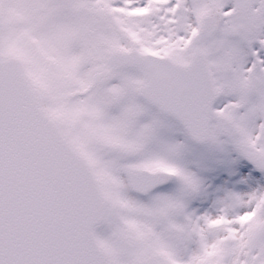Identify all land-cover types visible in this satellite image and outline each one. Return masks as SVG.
I'll list each match as a JSON object with an SVG mask.
<instances>
[{
    "label": "snow or ice",
    "instance_id": "1",
    "mask_svg": "<svg viewBox=\"0 0 264 264\" xmlns=\"http://www.w3.org/2000/svg\"><path fill=\"white\" fill-rule=\"evenodd\" d=\"M0 264H264V0H0Z\"/></svg>",
    "mask_w": 264,
    "mask_h": 264
}]
</instances>
